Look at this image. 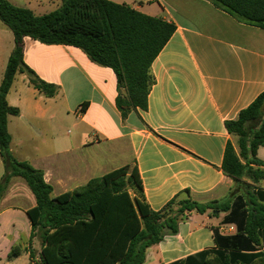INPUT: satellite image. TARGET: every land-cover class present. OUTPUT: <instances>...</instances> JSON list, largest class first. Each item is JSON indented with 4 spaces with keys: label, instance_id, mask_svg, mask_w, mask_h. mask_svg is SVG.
Returning a JSON list of instances; mask_svg holds the SVG:
<instances>
[{
    "label": "crops",
    "instance_id": "1",
    "mask_svg": "<svg viewBox=\"0 0 264 264\" xmlns=\"http://www.w3.org/2000/svg\"><path fill=\"white\" fill-rule=\"evenodd\" d=\"M8 1L37 16L63 4V0ZM109 1L176 27L151 65L154 85L147 110L138 109L123 119L111 68L92 62L79 48L46 45L27 37L25 63L59 91L55 97H45L26 74L15 75L7 94L8 105L19 110L8 118L13 156L43 172L53 197L136 165L145 201L153 211L162 210L177 196L206 204L224 201L234 190L238 203L245 204V189L223 171L228 143L238 150L237 139L225 123L235 120L264 91V29L239 22L209 0ZM14 47L13 32L0 20V85ZM257 157L264 162V146ZM4 173L0 156V181ZM246 183L264 204V179ZM35 205L27 182L12 177L0 200V264H41V244L36 247V240L31 241L26 214ZM231 216L230 212L190 213L176 234H167L147 249L144 264H192L201 262L198 254L205 251L236 252L232 247L237 241L229 245L216 241V235H238L237 221L227 220ZM248 240L242 233L247 247L240 253L264 251V229L259 244ZM15 245L23 252L9 260Z\"/></svg>",
    "mask_w": 264,
    "mask_h": 264
},
{
    "label": "trees",
    "instance_id": "2",
    "mask_svg": "<svg viewBox=\"0 0 264 264\" xmlns=\"http://www.w3.org/2000/svg\"><path fill=\"white\" fill-rule=\"evenodd\" d=\"M209 1L239 22L264 29V0ZM0 20L13 32L15 40L0 85V156L5 168L0 200L12 177H22L27 182L36 205L26 214L32 228L31 241L38 239L41 244V264H144L147 249L159 244L167 234H176L179 224L190 213L208 211L212 216L230 212L232 216L227 220L237 221L236 237L216 235L217 243L229 245V241H237L232 242V250L236 252L227 255L216 251L212 255L205 251L198 254L201 262L192 264H264V251L250 254L239 251L247 247L242 233L248 241L259 244L260 231L264 229V204L246 183L264 179L261 169L264 162L257 157L259 148L264 146V91L235 120L225 123L228 132L238 138V150L228 143L223 171L245 189V204L238 203L240 198H236L234 190L226 200L206 204L177 196L162 210L153 211L145 201L136 165L124 166L53 197V187L45 181L43 172L17 160L11 152L8 118L17 116L19 110L8 105L7 94L15 75L26 74L45 97H55L59 91L57 85L41 79L25 63L24 39L76 47L92 62L111 68L118 85L116 105L125 119L133 111L147 110L154 85L151 65L176 27L109 0H63L58 10L42 16L0 0ZM22 252L15 245L8 259L13 260ZM31 256L34 257L33 252Z\"/></svg>",
    "mask_w": 264,
    "mask_h": 264
},
{
    "label": "rangeland",
    "instance_id": "3",
    "mask_svg": "<svg viewBox=\"0 0 264 264\" xmlns=\"http://www.w3.org/2000/svg\"><path fill=\"white\" fill-rule=\"evenodd\" d=\"M236 139H237V143H238V138L236 137ZM35 240H36L35 246H36V247H39V245H40V241H39L38 239H35Z\"/></svg>",
    "mask_w": 264,
    "mask_h": 264
},
{
    "label": "built area",
    "instance_id": "4",
    "mask_svg": "<svg viewBox=\"0 0 264 264\" xmlns=\"http://www.w3.org/2000/svg\"><path fill=\"white\" fill-rule=\"evenodd\" d=\"M82 111H83V110H82V108H81V109L78 110V113L80 114Z\"/></svg>",
    "mask_w": 264,
    "mask_h": 264
},
{
    "label": "water",
    "instance_id": "5",
    "mask_svg": "<svg viewBox=\"0 0 264 264\" xmlns=\"http://www.w3.org/2000/svg\"><path fill=\"white\" fill-rule=\"evenodd\" d=\"M215 214H218V211H214Z\"/></svg>",
    "mask_w": 264,
    "mask_h": 264
}]
</instances>
